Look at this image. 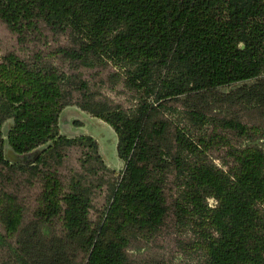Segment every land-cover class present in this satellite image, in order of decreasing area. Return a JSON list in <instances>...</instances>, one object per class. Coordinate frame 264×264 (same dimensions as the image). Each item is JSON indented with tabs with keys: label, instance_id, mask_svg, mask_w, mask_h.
I'll list each match as a JSON object with an SVG mask.
<instances>
[{
	"label": "trees",
	"instance_id": "1",
	"mask_svg": "<svg viewBox=\"0 0 264 264\" xmlns=\"http://www.w3.org/2000/svg\"><path fill=\"white\" fill-rule=\"evenodd\" d=\"M0 21L66 38L0 55V264H166L145 256L173 238L183 264H264V0H0ZM68 106L113 128L121 170L62 133Z\"/></svg>",
	"mask_w": 264,
	"mask_h": 264
},
{
	"label": "rangeland",
	"instance_id": "2",
	"mask_svg": "<svg viewBox=\"0 0 264 264\" xmlns=\"http://www.w3.org/2000/svg\"><path fill=\"white\" fill-rule=\"evenodd\" d=\"M65 40L66 38L64 35L54 34L48 29H45L44 36L41 38H34L24 44H19L16 41L15 36L0 21V55L6 51L15 50L20 55L26 56L37 48L47 50L46 42H49L51 47L55 44L64 43ZM108 72L109 71L106 69L102 70L100 74H94L93 82L96 91L102 97H108L112 101L122 103L123 105H130L133 100L131 93L122 85L121 81L116 80L117 83L114 84L112 81L113 79L107 75ZM61 131L70 136L81 134H89L93 136L98 141L100 150L108 164L117 170H121L124 167L122 159L118 156L116 133L107 122L91 116L78 107L68 106L63 111ZM213 160L217 164L222 165L219 156L216 153L213 155ZM7 184L8 186L14 187L21 197H27L28 203L32 207L34 206V197L37 190L35 186H29L22 178H20V176L8 180ZM210 203L213 204L214 200L210 199ZM92 214H94V210L92 211ZM154 247L156 248H153V250L155 249L156 251H149L147 254L150 255H146L145 257H157L161 255L164 256L166 264H183V262L190 260V257L179 249L174 238L168 243L160 241L158 246ZM154 259L156 260L158 258Z\"/></svg>",
	"mask_w": 264,
	"mask_h": 264
}]
</instances>
